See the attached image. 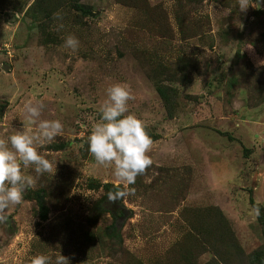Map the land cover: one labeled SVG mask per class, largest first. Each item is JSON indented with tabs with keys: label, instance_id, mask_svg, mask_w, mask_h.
<instances>
[{
	"label": "rangeland",
	"instance_id": "1",
	"mask_svg": "<svg viewBox=\"0 0 264 264\" xmlns=\"http://www.w3.org/2000/svg\"><path fill=\"white\" fill-rule=\"evenodd\" d=\"M250 2L0 0V138L24 130L29 101L64 125L38 149L55 174L36 177L0 223V264L57 253L70 264H264V216L250 203L264 206V0ZM116 83L135 97L153 164L111 202L123 184L95 163L88 136Z\"/></svg>",
	"mask_w": 264,
	"mask_h": 264
},
{
	"label": "clouds",
	"instance_id": "2",
	"mask_svg": "<svg viewBox=\"0 0 264 264\" xmlns=\"http://www.w3.org/2000/svg\"><path fill=\"white\" fill-rule=\"evenodd\" d=\"M241 12H246L250 0H237ZM54 18L62 20L59 14ZM64 27L60 23L56 30ZM79 40L68 35L64 38L63 47L76 52ZM107 100L99 107L100 120L93 125L88 136V151L97 165L111 168L113 175L123 184L117 190L108 193V200L115 202L134 194V185L138 176L145 175L152 166L153 160L149 153L153 147V139L146 130L144 123L134 114L129 113L130 100L135 97L131 89L122 83L107 88ZM44 105L31 101L24 104L20 117L24 124L23 131L11 136L0 138V223L6 224L10 209L21 205L25 193L35 189L36 177L44 174L54 175L56 163L45 158L38 150L52 143L64 131L59 119H41ZM35 124L33 133L28 125ZM31 168L36 176L25 173ZM255 215H260L259 208ZM30 264H70L69 258L61 253L55 257L43 254L31 258Z\"/></svg>",
	"mask_w": 264,
	"mask_h": 264
},
{
	"label": "trees",
	"instance_id": "3",
	"mask_svg": "<svg viewBox=\"0 0 264 264\" xmlns=\"http://www.w3.org/2000/svg\"><path fill=\"white\" fill-rule=\"evenodd\" d=\"M250 203H251V205L256 209V208H259V210H260V216H264V206H262V205H260L258 202H256V201H254L252 198H250ZM119 215H121V214H118L117 213V215H114V216H112V224L110 223V229L112 228V230H115V222H116V220H117V218L119 217ZM221 216L223 217V219H224V216L221 214ZM220 233H224L226 236V238H228V236L229 237H232V234L230 233V230L228 231V230H222L221 229V232ZM222 236V235H221ZM223 241H225L224 239H223V236L222 237H220Z\"/></svg>",
	"mask_w": 264,
	"mask_h": 264
}]
</instances>
